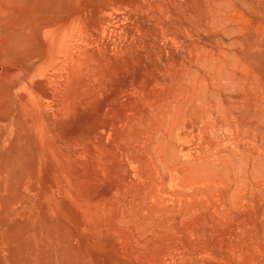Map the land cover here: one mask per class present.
<instances>
[{
    "label": "rangeland",
    "instance_id": "obj_1",
    "mask_svg": "<svg viewBox=\"0 0 264 264\" xmlns=\"http://www.w3.org/2000/svg\"><path fill=\"white\" fill-rule=\"evenodd\" d=\"M0 264H264V0H0Z\"/></svg>",
    "mask_w": 264,
    "mask_h": 264
},
{
    "label": "bare ground",
    "instance_id": "obj_2",
    "mask_svg": "<svg viewBox=\"0 0 264 264\" xmlns=\"http://www.w3.org/2000/svg\"><path fill=\"white\" fill-rule=\"evenodd\" d=\"M81 12H82V11H81ZM79 14H80V13H79ZM78 19H79V18H78ZM62 36H63V35H62ZM8 71H9V73L15 72V70H14V71L12 70V72H10V70H8ZM8 71H7V72H8ZM5 72H6V71H5ZM7 72H6V73H7ZM7 74H8V73H7ZM5 76H6V75H5Z\"/></svg>",
    "mask_w": 264,
    "mask_h": 264
}]
</instances>
